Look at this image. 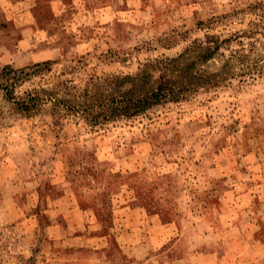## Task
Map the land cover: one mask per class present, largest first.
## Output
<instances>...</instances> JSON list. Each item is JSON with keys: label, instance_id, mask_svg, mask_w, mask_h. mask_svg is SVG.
Returning a JSON list of instances; mask_svg holds the SVG:
<instances>
[{"label": "rangeland", "instance_id": "rangeland-1", "mask_svg": "<svg viewBox=\"0 0 264 264\" xmlns=\"http://www.w3.org/2000/svg\"><path fill=\"white\" fill-rule=\"evenodd\" d=\"M256 1L0 0V70L133 73ZM0 264H264V76L97 125L0 92Z\"/></svg>", "mask_w": 264, "mask_h": 264}, {"label": "trees", "instance_id": "trees-1", "mask_svg": "<svg viewBox=\"0 0 264 264\" xmlns=\"http://www.w3.org/2000/svg\"><path fill=\"white\" fill-rule=\"evenodd\" d=\"M250 10L260 17L246 28L225 36L205 32L173 55L145 59L133 73L89 74L77 82L74 73L80 68L81 59L60 68L54 59L21 68L7 65L0 70V92L21 115L46 111L54 124L71 115L97 125L143 115L157 106L187 100L201 90L262 77L264 0L251 4ZM34 77H39L38 86L17 92Z\"/></svg>", "mask_w": 264, "mask_h": 264}]
</instances>
